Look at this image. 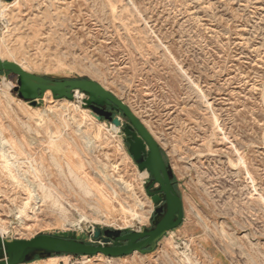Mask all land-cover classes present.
<instances>
[{
  "label": "rangeland",
  "instance_id": "obj_1",
  "mask_svg": "<svg viewBox=\"0 0 264 264\" xmlns=\"http://www.w3.org/2000/svg\"><path fill=\"white\" fill-rule=\"evenodd\" d=\"M0 59L94 81L124 102L183 201L182 226L152 254L35 264H264V0L4 1ZM15 87L0 74L2 236L150 229V177L124 127L86 109L82 93L32 106Z\"/></svg>",
  "mask_w": 264,
  "mask_h": 264
},
{
  "label": "water",
  "instance_id": "obj_2",
  "mask_svg": "<svg viewBox=\"0 0 264 264\" xmlns=\"http://www.w3.org/2000/svg\"><path fill=\"white\" fill-rule=\"evenodd\" d=\"M4 1L14 0H0V3ZM2 73H10L17 78L14 93L25 103L35 106L49 92L55 101H74L76 94L82 93L87 98L86 109L100 119L105 118L115 128L124 127L130 155L138 170L150 177L145 189L156 210L152 228L140 231H104L95 226L84 236L64 233L42 235L32 240H10L0 234V264H32L37 258L46 260L54 256L120 259L136 253L148 255L158 249L165 237L182 226L183 201L175 189L171 167L161 146L124 102L94 81L48 80L26 72L16 63L0 59ZM108 108L111 112L107 111ZM114 113L122 114L128 121L127 125Z\"/></svg>",
  "mask_w": 264,
  "mask_h": 264
},
{
  "label": "trees",
  "instance_id": "obj_3",
  "mask_svg": "<svg viewBox=\"0 0 264 264\" xmlns=\"http://www.w3.org/2000/svg\"><path fill=\"white\" fill-rule=\"evenodd\" d=\"M1 75H4V76H10V75H12V74H10V73H2ZM13 76V75H12ZM165 158V157H164ZM173 183H174V180H173ZM175 184V183H174ZM175 189L177 190V192H178V189H177V187H176V185H175ZM40 260H42V259H40V258H37L36 260H35V262L36 261H40ZM34 263V262H33Z\"/></svg>",
  "mask_w": 264,
  "mask_h": 264
},
{
  "label": "bare ground",
  "instance_id": "obj_4",
  "mask_svg": "<svg viewBox=\"0 0 264 264\" xmlns=\"http://www.w3.org/2000/svg\"><path fill=\"white\" fill-rule=\"evenodd\" d=\"M1 3H2V2H1ZM51 95H52V94L49 92V93H47V94L45 95V96H46L45 98H46L47 100H49L50 97H51ZM77 97H78V96H77ZM77 97H76V98H77ZM95 226H98V225H93L91 229H93ZM140 230H141V229H137L136 231H140Z\"/></svg>",
  "mask_w": 264,
  "mask_h": 264
},
{
  "label": "flooded vegetation",
  "instance_id": "obj_5",
  "mask_svg": "<svg viewBox=\"0 0 264 264\" xmlns=\"http://www.w3.org/2000/svg\"><path fill=\"white\" fill-rule=\"evenodd\" d=\"M107 111H108V112H111V109L108 108ZM114 116H115V113H114ZM126 125H127V124H126ZM126 125H125V126H126ZM125 143L128 145V143H127V138H126V140H125ZM155 210H156V209H155ZM154 217H155V216H154ZM151 228H152V227H151Z\"/></svg>",
  "mask_w": 264,
  "mask_h": 264
},
{
  "label": "built area",
  "instance_id": "obj_6",
  "mask_svg": "<svg viewBox=\"0 0 264 264\" xmlns=\"http://www.w3.org/2000/svg\"><path fill=\"white\" fill-rule=\"evenodd\" d=\"M81 259H88V257H81Z\"/></svg>",
  "mask_w": 264,
  "mask_h": 264
},
{
  "label": "crops",
  "instance_id": "obj_7",
  "mask_svg": "<svg viewBox=\"0 0 264 264\" xmlns=\"http://www.w3.org/2000/svg\"><path fill=\"white\" fill-rule=\"evenodd\" d=\"M0 234L2 235V233L0 232ZM53 263H55V262H53ZM53 263H51V264H53ZM35 264V263H34Z\"/></svg>",
  "mask_w": 264,
  "mask_h": 264
}]
</instances>
